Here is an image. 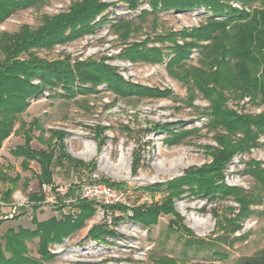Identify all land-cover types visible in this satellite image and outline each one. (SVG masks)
<instances>
[{"label":"rangeland","instance_id":"obj_1","mask_svg":"<svg viewBox=\"0 0 264 264\" xmlns=\"http://www.w3.org/2000/svg\"><path fill=\"white\" fill-rule=\"evenodd\" d=\"M73 1L46 0L40 6L16 11L0 24V31L15 32L22 24L35 28L41 23L43 14L66 11ZM101 1L110 3L101 14L107 22L91 33L67 43L57 44L50 49L34 50L35 54L47 60L66 55L72 61L103 58L105 63L116 67L124 79L148 87L170 89L173 98L133 96L114 99V95L102 84L97 86V93L78 94L70 99L61 97L60 89L56 92L44 90L40 97L29 99L30 104L19 115V120L27 123L35 118L44 130L42 136L45 138L49 136V129L65 132L67 153L84 162L93 161L95 169L92 172L98 178L118 183L126 192L125 201L119 207L108 209L105 215L101 208H97L94 216L82 228L61 244L50 245L55 257L46 264H234L244 257L259 256L264 251V214L261 213L264 209V190L258 179L249 173L247 163L254 160L264 171V134L256 139L261 145L250 148L247 153H236L223 169V179L227 185L238 187L247 197L258 199L248 204V215L238 216L242 213V207L233 195L207 200L186 191L179 197H173L172 201L175 211L182 217L180 223L192 235L181 229L178 222L173 225L178 229L170 230L174 220L170 214L160 213L156 223L147 226L132 218L134 209L160 205L166 200L168 181L183 176L191 167L210 162L211 155L207 146H216V141L215 131L209 130L207 125L209 117L201 113L209 102L197 94L192 101L193 106L185 103L186 85L166 70L170 54H165L161 63L150 64L120 58L119 52L124 45L141 41L146 35L153 38L157 33L166 34L199 27L210 14L203 8L180 13L166 10L141 20L137 18L140 10H150L147 3L131 9L122 0ZM233 5L241 7L238 2H233ZM253 5L258 6L259 2H253ZM126 19L133 20V28L124 39L122 29L117 30L112 23ZM177 38L178 43L183 42ZM198 42L205 44L208 41ZM171 44L165 40L149 42L147 46H159L166 53ZM199 56L197 48H193L186 63L198 66ZM226 105L238 113L257 114L261 111V107L253 106L247 98L239 103L229 99ZM154 123L168 124L173 131L193 127L199 130L180 137L177 142L169 143L165 130L151 129ZM17 127L18 123L15 124ZM98 127H105L102 134L104 145L101 148L95 139V136L101 138L95 131ZM38 133L33 131L34 136ZM240 136L238 133L237 137ZM22 143V131L16 130L3 141L0 149V169L10 176L16 173L21 175L17 184L19 189L13 193L11 202H0V218L7 217L0 225V236L10 226L20 224L33 227L32 216L42 221L52 216L59 217L61 212L73 211L69 206L57 210L55 206L58 204L49 187L44 190L46 202L35 211L31 209L26 195L37 188L34 173L39 171V166L31 161L30 170L21 169V158L12 155L10 150ZM31 146L34 149L45 148L36 139L31 141ZM134 151L140 155V167L135 174L131 170ZM89 176L90 171L86 168L53 167V181L60 193H64L71 183H82ZM24 178L29 179L26 190L22 184ZM156 184L160 186H155L152 191L146 188ZM8 185L0 178V193ZM116 215L120 218L114 222L112 217ZM104 221L115 235L106 236L104 240H93L86 236L92 225ZM236 223L237 227L233 230ZM36 242L37 239L28 242L31 255H37Z\"/></svg>","mask_w":264,"mask_h":264},{"label":"trees","instance_id":"obj_2","mask_svg":"<svg viewBox=\"0 0 264 264\" xmlns=\"http://www.w3.org/2000/svg\"><path fill=\"white\" fill-rule=\"evenodd\" d=\"M46 0H0V24L19 10L40 6ZM131 9H137L147 3L150 10L141 9L138 17L141 20L148 15L156 16L160 11L173 10L180 13L194 8H203L210 15L205 17V23L191 30L182 29L166 34L150 35L138 42L124 45L119 57L131 62L141 61L155 64L164 60V55L170 58L166 62V70L173 78L186 85L187 97L185 103L193 106L192 101L200 94L209 102L201 113L209 117V130H214L216 146H207L211 161L199 167H191L181 177L166 183L168 196L160 205L144 206L145 209H134L132 218L144 226L155 224L160 213L174 217L170 230L181 227L186 233L191 231L181 222L182 217L173 207V197H179L188 191L192 195L213 200L233 195L242 207L238 216L248 215L247 206L256 202L254 196L247 197L242 189L229 186L224 182L223 169L236 153H247L250 148L261 145L257 137L264 134V0H122ZM233 2H238L240 8ZM253 2H259L254 6ZM110 3L101 0H75L66 11L41 16V23L35 28L22 24L15 32L0 31V149L3 141L16 130L22 131L23 143L15 145L10 153L20 157L22 170H30L31 161L39 166L34 173L36 190L27 193V202L35 211L46 202L43 185L53 192L57 210L69 206L73 211L61 212L59 217L52 216L38 221L31 217L33 227H7L0 236V264H44L55 257L50 245L61 244L76 230L82 228L86 221L94 216L97 208L103 210L119 207L99 206L87 199L74 198L78 184L71 183L64 193H60L53 181V167H70L72 169L86 168L92 173L95 169L93 161L84 162L72 157L65 150V132L49 129V136L43 137L44 130L35 118L30 122L19 120V115L29 106V99L40 97L44 90L56 92L60 89L61 97L70 99L78 94L97 93V86L104 84L114 95V99L137 97L173 98L170 89H159L133 83L124 79L116 67L105 63L104 59L86 58L72 61L68 55L63 58L47 60L37 56L34 50L50 49L57 44H64L85 34L91 33L108 20L101 15ZM248 8V10L246 9ZM101 15L99 19H96ZM96 19V20H95ZM133 20H117L112 26L121 30L126 39L133 28ZM177 37L182 43L177 42ZM191 38L190 41H185ZM152 40V41H151ZM170 41L169 51L164 53L159 46H147L149 42ZM206 40L205 44L198 41ZM193 48L199 51L198 66L186 63ZM37 81V82H34ZM175 98V97H174ZM247 98L253 106L261 107L257 114L238 113L228 108L226 102L233 99L235 103ZM18 127L15 128V124ZM105 127L96 128L98 147L104 145L103 131ZM154 130H165L168 142H177L180 137L199 130L198 127L173 131L168 124L154 123ZM38 131L34 136L33 131ZM240 133L241 136L237 137ZM96 134V135H97ZM33 139L45 145V148L34 149ZM248 171L260 182L264 190V171L254 160L247 163ZM140 167L139 152L134 151L131 170L135 174ZM0 178L9 185L0 193V202L8 204L13 193L18 190L21 175L10 176L0 169ZM100 181L114 187L118 183L99 178ZM28 178L23 180V189L28 187ZM154 186L146 187L153 190ZM260 196V193H258ZM257 196V198H258ZM264 214V209L261 211ZM19 216V215H18ZM12 218L14 216H11ZM120 217H112L116 222ZM7 217L0 218V225ZM237 220V219H236ZM237 227V223L234 228ZM115 235L107 223L92 225L86 236L93 240H104L106 236ZM37 239L35 252L31 255L28 242ZM234 264H264V251L259 256L244 257Z\"/></svg>","mask_w":264,"mask_h":264},{"label":"built area","instance_id":"obj_3","mask_svg":"<svg viewBox=\"0 0 264 264\" xmlns=\"http://www.w3.org/2000/svg\"><path fill=\"white\" fill-rule=\"evenodd\" d=\"M48 186L43 185V190ZM87 199L99 206H114L123 204L126 198L125 189L114 187L99 180L95 173H91L88 180L78 184L74 192V198Z\"/></svg>","mask_w":264,"mask_h":264},{"label":"crops","instance_id":"obj_4","mask_svg":"<svg viewBox=\"0 0 264 264\" xmlns=\"http://www.w3.org/2000/svg\"><path fill=\"white\" fill-rule=\"evenodd\" d=\"M12 197H13V196H12ZM44 264H46V262H45Z\"/></svg>","mask_w":264,"mask_h":264}]
</instances>
